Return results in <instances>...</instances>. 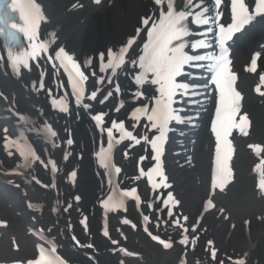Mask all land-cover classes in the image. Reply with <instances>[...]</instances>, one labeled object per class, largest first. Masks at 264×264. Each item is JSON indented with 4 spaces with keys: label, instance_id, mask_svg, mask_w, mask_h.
<instances>
[{
    "label": "bare ground",
    "instance_id": "6f19581e",
    "mask_svg": "<svg viewBox=\"0 0 264 264\" xmlns=\"http://www.w3.org/2000/svg\"><path fill=\"white\" fill-rule=\"evenodd\" d=\"M39 1L47 17V22L44 24L45 29L40 36L44 41L53 42L49 45V51L43 53L47 61H35L30 69L21 74L6 73L0 63V122L4 124L3 128L10 126L7 133L3 132V128L1 130L0 147L3 148L6 135L12 139L24 134L31 137L37 145L40 159L26 176L15 180L10 177L12 166L9 164L11 160L13 162L15 160L8 155L7 151L1 150L0 184H3L4 187L0 185V195L9 210L18 212L20 217L24 221L26 220L29 230L50 234L56 239L58 237L62 242L64 241L62 234L65 229H68L67 232L71 229L70 221L75 223V221H82L86 218L85 221L92 222L90 232L96 234V223L101 220L99 219V206L107 199L112 190L110 177L97 165V153L100 143L104 142V139L93 129L90 122L91 116L98 111L105 113L108 117V126L113 121L125 122L131 110L140 105L141 101L135 102L133 99V93L137 88L132 85L133 79L130 76L129 64L124 75L110 86L104 83L101 86L95 84L90 93L97 91L98 94L95 100L91 99L87 102L90 105L89 109H83V112H80L79 109L74 110L69 101L64 76L55 63V52L59 47L68 51L79 63L84 74L88 76L89 86H92L90 82L95 79L92 78V74L102 75L99 71L100 53H106L109 48L118 50L122 42L134 33L137 27L143 29L144 26L140 21L144 14L152 16L155 9L150 0H101L99 4L94 2L95 6L90 5L88 0ZM145 33L141 31L138 37V40H141L140 45L145 38ZM257 38L249 41L242 52L239 51L237 55L235 54L236 63L244 62L250 44L259 49V45L264 42L259 43L261 38ZM88 60L91 61V65L86 68ZM260 68L264 70V63L260 64L259 70H261ZM245 74L246 76L240 80V85L249 95L253 77L248 76L251 74L246 73L244 68ZM41 82L43 83L42 88L40 87ZM187 82L193 87H190L189 92L184 96L180 115L184 118L191 117V120L186 122L183 119L184 123L177 125L175 135L171 134L170 136L167 154L169 182L167 183L171 187L166 191L167 193L174 192V200L178 201L182 208V213L179 215L183 222H186L183 219L185 216L188 219L195 218V221L189 223L191 232H198L197 230L201 227L206 228V232L197 233L201 234L200 238L202 239L197 237L200 243L195 242L194 244L197 254L195 264H208L209 259L204 260L208 255H211L212 261L215 260L218 264H223L222 260L225 254L231 255V253L234 255L232 259L243 260L244 264H264V215L258 213L259 210H255V215L252 218L237 223L232 217L229 218L225 214L226 212L208 214L204 209L206 199L203 200L201 207L199 206V201L204 199L205 194L198 165L202 161V157H205V160L207 157L210 138L209 132L205 130L206 117L210 113L215 96H210V93L202 86L203 82L200 79L197 80L193 74L188 75ZM116 84L121 86L119 93L114 91L113 97H109L104 104L97 102L106 96L111 87H115ZM145 88L152 89L151 86ZM55 98L63 100L67 104L68 111L62 112V114L54 111L51 107V100ZM121 102L124 106L120 108V111H116V107H120ZM143 102L145 103L147 100H143ZM112 103L113 109H111ZM21 116L25 119H20ZM252 116L253 121L256 120V123L261 125L256 127L259 136L255 132L252 133L253 128H251L247 136V144H260V141L264 142V116L261 120L257 119L259 118L258 114ZM45 125L51 126L52 130L56 132L55 137L45 131ZM133 125L131 124L132 130L151 138L152 134L143 124L135 127ZM69 139L73 141L71 145L67 143ZM240 141L238 138L237 145ZM141 142L144 146L142 155H146L147 159L141 161L140 156L136 158L138 151L134 154L132 150L128 159H122L124 171L120 177L124 183L139 181L136 170L134 174L131 169V164H134V167L139 163H142L141 166L149 165L151 158V152L148 149L149 143H145L143 140ZM260 158H264V152L260 155L253 153L251 155L252 165L256 164ZM49 161L55 162L57 171H52ZM73 172L76 173L75 178L71 175ZM250 178L257 182L260 180V175L251 171ZM10 186L17 188V191ZM257 192L263 199L261 190L259 191L257 188ZM76 197H79V200ZM145 199L150 201L149 195ZM51 205L58 210L69 212L68 215L62 214L57 227L48 226L43 215L46 209L51 208ZM143 208L140 211H142V215H145ZM154 211L156 213H152L151 217L158 216L160 219L163 217L168 221L176 217V214L169 216L167 209L162 210L160 204ZM4 212L6 213V209L0 208V213ZM151 229L155 230L152 226ZM180 239V236H166L164 241L173 243ZM34 241L36 246L40 243L35 238ZM188 241L192 245V239ZM209 241L213 246L209 244ZM96 245H100V243L97 242ZM96 245L93 243L94 247ZM90 250L96 252L94 248ZM213 250L216 252L215 258L212 256ZM100 253L96 254L97 257H92V261H87L88 264L110 263L106 259L107 257L105 258ZM184 255H186V251ZM198 257L202 260H199Z\"/></svg>",
    "mask_w": 264,
    "mask_h": 264
},
{
    "label": "snow or ice",
    "instance_id": "6c2138e0",
    "mask_svg": "<svg viewBox=\"0 0 264 264\" xmlns=\"http://www.w3.org/2000/svg\"><path fill=\"white\" fill-rule=\"evenodd\" d=\"M94 2L99 4L101 0H94ZM150 3L154 6L155 11L152 16L147 13L144 14L140 21L144 26L143 29L137 27L134 33L122 42L118 50L114 51L109 48L106 53L101 52L99 70L100 72L111 70L112 74L115 75L129 61L138 68V72L133 77L134 84L137 87V90L133 93V99L140 100L141 106L134 108L131 112V119L137 122L141 119L146 120L147 124L145 126L155 129L158 135L153 138L147 135L138 138L133 135L132 131L125 128L123 121H113L112 126L106 129L109 138L108 147L107 149L102 147L100 152L97 153L100 164L105 168H115V172L119 173L121 169L115 167L111 162L113 141L115 140L118 143L119 140L127 138L134 141L135 144H140L143 140L145 143L151 144L154 153L152 160L156 164L147 173L141 169L140 174L142 176L146 174L150 183L153 180V175L158 176L161 179L158 185L154 186H167L165 183L167 177L164 176L161 157L170 130L169 125L173 121L184 123L173 104L176 102L178 95L187 94L190 87H193L189 83L181 82L178 78L190 75L186 73V67H198L210 73L209 79L218 94L215 105V119L211 121V132L216 137L217 166L212 183L215 188L217 178H219L222 187L232 175L229 161L233 145L229 137L232 135L233 129H239L241 134L247 136V128L250 125L247 113L241 114L242 95L236 88L237 75L231 67L229 41H232L233 37L237 33H241L246 26L253 24L258 17L264 21V0H208L207 3L206 0H150ZM221 5H224L223 9ZM73 7H76V5H73ZM229 9L230 22H221L222 17L229 12ZM211 12H214L215 15H210ZM46 22L47 17L44 8L38 0H0V37L4 40L7 60L16 73H19L21 68L30 69V61L39 59L43 53L49 51V45L53 41H44L40 36L41 25ZM209 24L215 27H206ZM192 25H195L197 29L204 28V31H194ZM141 31L147 34L146 39L142 41V47L136 44ZM208 33H214L211 41L207 38ZM24 41H27V45L24 44ZM134 45L140 50L136 58L131 59L130 50H133ZM214 46L219 49L218 52L205 51L204 54H199V50H207ZM187 49H191L193 54H190ZM260 55L259 52L253 55L250 66L246 68V71L250 73L257 72V60ZM54 58L60 61V65L68 73L73 93L76 95L77 102H79L85 94L84 84L88 80V76L81 71L80 65L63 47L58 48ZM90 65L91 61H86V66ZM41 75L43 74L41 73ZM97 82L103 83V79ZM111 82L109 80V83ZM145 85L155 86V88L149 90L144 87ZM202 86L207 88V81ZM262 86H264V73L259 75V84L255 88L259 95L264 96V91L261 90ZM40 87H43L42 82ZM115 91L117 93L121 91L119 84L115 85ZM112 95L113 92L109 91L100 100V103L103 104ZM96 97L97 91H93L90 99L95 100ZM143 100H147L148 103H144ZM52 103L60 111H68L67 104L63 100H53ZM123 106V102H121L116 111H120ZM104 116L105 113H98L93 117L98 126L103 124ZM238 116L239 120H237ZM20 119H25V117L21 116ZM135 126L134 124L133 127ZM113 129L121 133L119 140H116L113 136ZM45 131L52 137L56 136V132L49 125H45ZM5 132H7V129H5ZM22 141V134L19 140L5 137V148L15 147L24 159L25 164L38 161L40 157L33 147ZM67 143L71 145L73 141L69 139ZM249 147L257 155L264 152V146L259 144L249 145ZM140 159L142 161L146 157L142 156ZM49 163L52 165V171H57L55 162L49 161ZM255 170L260 175L258 187L264 191V159H261L255 165ZM71 175L75 178L76 173L73 172ZM136 192L137 190L132 188L122 192L119 198L109 196L103 202V206L106 210L123 207V197H134L139 200ZM76 199L79 200V197H76ZM169 200H173L171 194H169ZM173 202L178 203L177 201ZM164 203L167 206L168 201H164ZM209 204H211V201H209ZM168 215H172L171 209L168 210ZM148 219L147 216L144 217L145 221ZM183 219L187 221L188 217L185 216ZM124 223H129V221L125 220ZM176 224L179 225V220L176 221ZM145 230L147 231V229ZM193 231H195V228H193ZM184 232L187 233L188 229L185 228ZM104 234L108 235L107 230ZM152 239L159 240V237L153 236ZM159 242L165 248L172 246L171 243L164 240H159ZM180 243L187 245L189 243L187 236ZM211 243L209 241V244ZM193 244H195V241H193ZM87 246L92 247L91 244ZM55 253L56 248L54 246L48 250L41 248L39 259L30 261L29 264H64L61 258L55 256ZM215 255L216 252L213 250V258H215ZM237 264H244V261H237Z\"/></svg>",
    "mask_w": 264,
    "mask_h": 264
},
{
    "label": "rangeland",
    "instance_id": "374dc122",
    "mask_svg": "<svg viewBox=\"0 0 264 264\" xmlns=\"http://www.w3.org/2000/svg\"><path fill=\"white\" fill-rule=\"evenodd\" d=\"M262 39V38H261ZM252 49L249 51L251 52ZM247 58L249 56V53ZM246 58V59H247ZM261 105L264 103L260 101ZM263 102V103H262ZM252 102L246 101V109L249 110L252 105ZM256 106V104H253ZM264 109V107H263ZM260 112L258 109V120H261L264 116V111ZM261 124L255 122V126L259 127ZM203 148V147H202ZM210 154V153H209ZM203 156V153H202ZM209 155L205 160V157H202V161L198 165V170L201 174V182L203 184V191L205 192L206 197H208V169L206 166V161L209 165ZM245 162V163H244ZM251 161L249 154L244 151L239 152L238 160L236 165L238 166V175L237 181L230 186L225 192L217 194L215 196V201L217 202L216 211H225L231 215L235 222L242 223L247 218H252L255 215V210H259L258 213H264V200L257 201L256 195L253 192V184L251 180H248L247 175H249ZM131 169H134V164H131ZM126 187V185H125ZM200 199L199 206L202 204ZM0 208L6 209V213H1L0 220L6 225V230L4 234L0 237V262L1 264H6L9 261H26L29 258L35 256V248L33 247L30 237L27 235V230L22 221L17 216L16 212H9L5 205H1ZM128 217L133 220H137L140 223V215L135 211L134 207L129 208ZM45 218L51 223L55 221L54 216L49 211L45 212ZM120 217L119 221L112 219V233L113 236L119 241L121 245L110 246V243L107 241H102L105 245L110 246V249L117 247H125V250L128 252L134 253V257L123 258L122 261L125 264H178L179 248L174 249H165L163 247H158L152 243L148 236L146 230L131 229L129 226L121 224ZM170 231L167 232V234ZM177 233L180 234V231L177 230ZM104 245V246H105ZM188 248V246L186 247ZM109 260L114 261L113 264H117V257L112 256ZM208 257V256H207ZM227 263L232 264L230 259H225ZM195 261V260H194Z\"/></svg>",
    "mask_w": 264,
    "mask_h": 264
}]
</instances>
